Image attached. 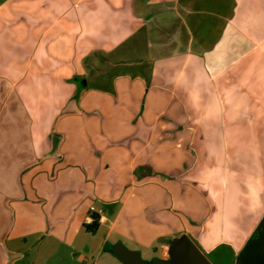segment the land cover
<instances>
[{"label": "crops", "instance_id": "obj_1", "mask_svg": "<svg viewBox=\"0 0 264 264\" xmlns=\"http://www.w3.org/2000/svg\"><path fill=\"white\" fill-rule=\"evenodd\" d=\"M263 221L264 0H0V264H238Z\"/></svg>", "mask_w": 264, "mask_h": 264}, {"label": "water", "instance_id": "obj_2", "mask_svg": "<svg viewBox=\"0 0 264 264\" xmlns=\"http://www.w3.org/2000/svg\"><path fill=\"white\" fill-rule=\"evenodd\" d=\"M172 264H209V262L192 243L186 241L178 260ZM238 264H264V221L248 241L243 260Z\"/></svg>", "mask_w": 264, "mask_h": 264}, {"label": "rangeland", "instance_id": "obj_3", "mask_svg": "<svg viewBox=\"0 0 264 264\" xmlns=\"http://www.w3.org/2000/svg\"><path fill=\"white\" fill-rule=\"evenodd\" d=\"M82 224H84V222H81L80 225ZM70 237L71 239H73L72 235H70ZM85 238L87 239V237ZM85 238L83 237V235L74 236V240L78 242V246L85 245L86 243ZM64 252H65V257L63 258V264H80L81 262L85 264L89 263L88 257L85 255V250L79 251L78 249H73L71 251L70 248H66ZM205 257L210 262V264H232L230 252L224 249L206 254Z\"/></svg>", "mask_w": 264, "mask_h": 264}, {"label": "trees", "instance_id": "obj_4", "mask_svg": "<svg viewBox=\"0 0 264 264\" xmlns=\"http://www.w3.org/2000/svg\"><path fill=\"white\" fill-rule=\"evenodd\" d=\"M91 216L93 218V222L89 225H86V226H87L88 232L94 233V232H96L97 227H98V223H97L98 216H97V214H94V213H92Z\"/></svg>", "mask_w": 264, "mask_h": 264}, {"label": "built area", "instance_id": "obj_5", "mask_svg": "<svg viewBox=\"0 0 264 264\" xmlns=\"http://www.w3.org/2000/svg\"><path fill=\"white\" fill-rule=\"evenodd\" d=\"M96 214L98 216L97 223L99 224L100 222L103 221V216L100 211H98ZM83 222L85 225H89L93 222V218L92 217L85 218ZM80 264H85V263L81 262Z\"/></svg>", "mask_w": 264, "mask_h": 264}]
</instances>
